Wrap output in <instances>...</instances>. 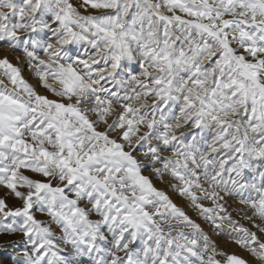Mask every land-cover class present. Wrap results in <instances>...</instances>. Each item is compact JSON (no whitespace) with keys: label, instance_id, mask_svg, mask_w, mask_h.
Segmentation results:
<instances>
[{"label":"snow or ice","instance_id":"obj_1","mask_svg":"<svg viewBox=\"0 0 264 264\" xmlns=\"http://www.w3.org/2000/svg\"><path fill=\"white\" fill-rule=\"evenodd\" d=\"M0 264H264V0H0Z\"/></svg>","mask_w":264,"mask_h":264},{"label":"rangeland","instance_id":"obj_2","mask_svg":"<svg viewBox=\"0 0 264 264\" xmlns=\"http://www.w3.org/2000/svg\"><path fill=\"white\" fill-rule=\"evenodd\" d=\"M234 215H235V213H234ZM244 223H246V222H244ZM221 246H224V247H226L227 248V250L228 251H236V252H238V253H240V254H244V253H242V252H240V250L238 249V248H236V246L235 245H233V244H230V243H226L225 241H223V240H221Z\"/></svg>","mask_w":264,"mask_h":264}]
</instances>
